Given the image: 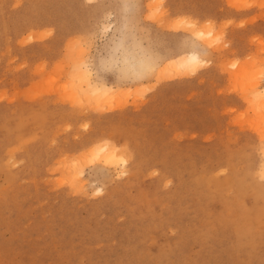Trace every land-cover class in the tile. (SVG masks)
<instances>
[{"label": "rangeland", "instance_id": "1", "mask_svg": "<svg viewBox=\"0 0 264 264\" xmlns=\"http://www.w3.org/2000/svg\"><path fill=\"white\" fill-rule=\"evenodd\" d=\"M263 91L264 0H0V264H264Z\"/></svg>", "mask_w": 264, "mask_h": 264}, {"label": "bare ground", "instance_id": "2", "mask_svg": "<svg viewBox=\"0 0 264 264\" xmlns=\"http://www.w3.org/2000/svg\"><path fill=\"white\" fill-rule=\"evenodd\" d=\"M203 32H199L198 34H197V38L198 39H200L201 37H202V34ZM209 36L211 35V33L210 34H208ZM198 42H199V44L201 43V41L200 40H198ZM202 45H204L203 43H202ZM175 62H177V65H178V67H180L181 68V70H183V71H188V70H191L193 73H195L196 72V69L197 68H199V67H201L202 65H204V60H202V58L200 57V54L196 51V50H193V51H190L189 53H187L186 55H184V56H181V57H179V58H177L176 60H175ZM146 66H148V65H146ZM142 67V66H140L141 67V71H143V69L144 68H148V67ZM141 71H135V73H136V75H138V77H140L141 76ZM90 88V91L92 92V93H94V94H100V93H102V91H101V88H99L98 86L96 87V86H92V85H90L89 86ZM103 94H106V93H103ZM261 98H260V96H259V105H260V107H262V110H261V113L263 112L264 113V99L262 100V98L264 97V91L261 93ZM97 108L99 109V108H102V109H108V107L105 105V104H99L98 106H97ZM262 113V114H263ZM261 114V115H262ZM264 117V115H262V118ZM264 119V118H263ZM102 151H108V148H103V150ZM110 152V151H109ZM109 155H110V157H109V159L111 160V159H115L116 158V154L114 153V152H110L109 153ZM108 155V156H109ZM121 165H125V160L124 159H121ZM262 173H263V175H264V165L262 166ZM100 192V190H98L97 191V193H99Z\"/></svg>", "mask_w": 264, "mask_h": 264}]
</instances>
